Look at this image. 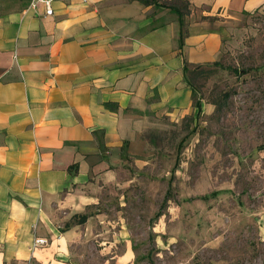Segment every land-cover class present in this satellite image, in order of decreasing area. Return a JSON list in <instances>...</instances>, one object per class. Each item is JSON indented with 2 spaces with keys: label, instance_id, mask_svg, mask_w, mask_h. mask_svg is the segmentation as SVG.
Masks as SVG:
<instances>
[{
  "label": "crops",
  "instance_id": "crops-1",
  "mask_svg": "<svg viewBox=\"0 0 264 264\" xmlns=\"http://www.w3.org/2000/svg\"><path fill=\"white\" fill-rule=\"evenodd\" d=\"M30 1L0 0V264H72L104 241L107 185L144 132L198 111L186 63L218 60L264 0H189L183 21L164 0Z\"/></svg>",
  "mask_w": 264,
  "mask_h": 264
},
{
  "label": "rangeland",
  "instance_id": "rangeland-1",
  "mask_svg": "<svg viewBox=\"0 0 264 264\" xmlns=\"http://www.w3.org/2000/svg\"><path fill=\"white\" fill-rule=\"evenodd\" d=\"M224 30L201 108L144 132L145 154L107 185L104 241L80 242L72 264H117L129 246L124 264H264V8Z\"/></svg>",
  "mask_w": 264,
  "mask_h": 264
},
{
  "label": "trees",
  "instance_id": "trees-1",
  "mask_svg": "<svg viewBox=\"0 0 264 264\" xmlns=\"http://www.w3.org/2000/svg\"><path fill=\"white\" fill-rule=\"evenodd\" d=\"M144 3H150L153 2L154 0H141ZM164 3L172 7L173 10L177 11V13L180 15L181 20L183 21V14L184 13H189L190 12V1L189 0H164ZM219 60H215L213 62H207V63H186L185 65V72H186V78L190 85L192 86L193 89V101L194 105H196L198 108H201V99L200 95H198V87L196 83V79L202 75V73H207L209 74L211 72V67L210 65L212 63H217ZM229 95L228 92H225V96L227 97ZM217 105V108L220 107L219 103L217 101H212ZM169 200V197H165V202ZM87 214L83 213L80 215L79 222H83L86 220Z\"/></svg>",
  "mask_w": 264,
  "mask_h": 264
},
{
  "label": "built area",
  "instance_id": "built-area-1",
  "mask_svg": "<svg viewBox=\"0 0 264 264\" xmlns=\"http://www.w3.org/2000/svg\"><path fill=\"white\" fill-rule=\"evenodd\" d=\"M53 0H31L29 7L35 8L39 3H44L48 10H51V4H52Z\"/></svg>",
  "mask_w": 264,
  "mask_h": 264
}]
</instances>
